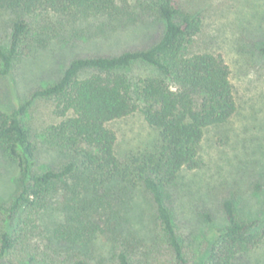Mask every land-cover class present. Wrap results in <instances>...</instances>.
Wrapping results in <instances>:
<instances>
[{
  "label": "trees",
  "instance_id": "16d2710c",
  "mask_svg": "<svg viewBox=\"0 0 264 264\" xmlns=\"http://www.w3.org/2000/svg\"><path fill=\"white\" fill-rule=\"evenodd\" d=\"M0 11L15 15L9 47L0 42V75L10 80L18 61L52 44L108 37L145 18L165 24L148 49L76 59L16 108L0 105V151L17 166L18 185L10 201L0 200V264H235L264 242V218H242L227 199L226 224L197 252L184 243L167 202L182 171L200 168L207 130L239 109L225 57L194 49L201 17L179 0L137 7L130 0H0ZM37 102L53 103L59 119L40 131L28 122ZM137 112L156 136L122 163L109 124ZM41 150L60 155L61 165L41 170ZM140 188L155 207L150 242L121 233ZM59 192L64 220L49 236L41 217ZM102 235L111 238L109 257L89 255Z\"/></svg>",
  "mask_w": 264,
  "mask_h": 264
},
{
  "label": "rangeland",
  "instance_id": "374dc122",
  "mask_svg": "<svg viewBox=\"0 0 264 264\" xmlns=\"http://www.w3.org/2000/svg\"><path fill=\"white\" fill-rule=\"evenodd\" d=\"M184 10L203 21L195 51L220 54L232 69V82L239 109L224 126L207 130L200 152V168L184 170L168 191L183 241L195 251L226 224L225 200L235 201L242 218H264V0H179ZM140 0H130L133 7ZM15 15L0 11V42L8 48ZM163 22L145 18L108 37L79 39L70 44H52L24 57L16 64L11 80L0 75V105L14 109L38 89L57 82L71 62L80 58L117 56L126 51L150 48L162 37ZM1 68V64H0ZM137 74H145L142 68ZM51 102H37L28 115L29 126L40 131L59 119ZM118 137L117 153L126 163L132 153L148 147L156 132L137 112L109 124ZM61 156L46 150L39 154L41 170L57 168ZM17 166L0 151V200L10 201L17 192ZM133 204L126 205L121 233L152 241L155 207L146 190L135 191ZM57 193L44 211L41 223L48 235L64 220L65 201ZM210 215L214 222L209 223ZM109 235L100 236L89 249L93 257H109ZM235 264H264V242L240 255Z\"/></svg>",
  "mask_w": 264,
  "mask_h": 264
}]
</instances>
